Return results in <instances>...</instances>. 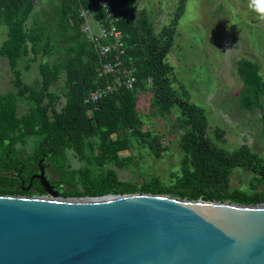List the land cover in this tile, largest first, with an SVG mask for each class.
Listing matches in <instances>:
<instances>
[{"label": "trees", "instance_id": "trees-1", "mask_svg": "<svg viewBox=\"0 0 264 264\" xmlns=\"http://www.w3.org/2000/svg\"><path fill=\"white\" fill-rule=\"evenodd\" d=\"M87 1L0 0V25L6 29L0 57L6 60L15 87V91L0 92V195L44 194L36 180L28 190L21 189L36 170L38 159L44 157L47 167L59 174L52 182L61 197L140 192L187 200L200 197L264 203V158L246 143L230 151L212 144L203 108L171 86V66L165 56L186 0H177L174 17L159 29L151 26L140 0H125L127 11L119 14L117 25L124 32L125 62L134 68V87L89 105L83 101L85 95L102 80L95 74L98 58L93 46L80 32L77 8ZM39 54L44 57L37 65L39 77L23 82L22 68L27 69L29 63L21 67L19 60L27 57L31 62ZM234 68L243 92L237 98L238 106L248 111L261 108L264 79L257 61L240 56L234 60ZM60 77L63 90H50ZM144 90L151 92L152 114L166 122V132H155L150 126L142 128L145 123L136 108V95ZM60 96L63 104L56 110ZM213 133L220 137L221 131L214 127ZM170 134L176 135L183 157L167 183L151 177L137 186L119 180L109 167H121L126 162L127 157L119 151L128 149L132 139L142 140L151 155L159 158L163 151L161 139ZM33 135L40 140L30 153L15 147ZM261 135L264 138V125ZM84 139L92 141L94 167L71 168L65 151L80 153ZM234 165L254 174L248 189L229 187Z\"/></svg>", "mask_w": 264, "mask_h": 264}, {"label": "water", "instance_id": "water-1", "mask_svg": "<svg viewBox=\"0 0 264 264\" xmlns=\"http://www.w3.org/2000/svg\"><path fill=\"white\" fill-rule=\"evenodd\" d=\"M41 161L30 179L51 197L0 195V264H264V203L61 197Z\"/></svg>", "mask_w": 264, "mask_h": 264}, {"label": "rangeland", "instance_id": "rangeland-1", "mask_svg": "<svg viewBox=\"0 0 264 264\" xmlns=\"http://www.w3.org/2000/svg\"><path fill=\"white\" fill-rule=\"evenodd\" d=\"M139 4L146 8L151 26L159 29L174 17L177 0H140ZM248 5L249 0H186L184 11L175 24L165 60L171 66V86L179 95L203 108L210 126L208 136L212 144L230 151L238 144L246 143L251 151L264 158V138L261 135L264 96L261 99L262 107L252 111L242 109L237 104V98L243 92L234 68L235 59L245 56L257 61L264 79V21L258 20L257 14ZM5 34V27L0 25V42ZM43 58L39 54L31 62L27 57L19 60L21 67L29 63L27 69L22 68L23 82L30 83L39 77L37 65ZM12 81L6 60L0 57V92L15 91ZM50 90L62 91L63 78L60 77ZM151 98V92L147 90L139 91L136 95V108L145 123L142 128L150 126L155 132H166V122L152 114ZM62 104L63 98L60 96L56 110ZM214 127L220 129V137L214 135ZM39 140V136H28L24 142H17L15 147L30 153ZM91 143V140L84 139L80 153L70 149L65 151L71 168L94 167ZM161 143L163 151L159 158H155L142 140L132 139L128 149L119 151V155L127 157L126 162L121 167H109L115 170L119 180L130 181L137 186L151 177L167 183L172 173L177 172L183 153L177 145L175 134L162 137ZM48 172L52 180L58 179L57 172L50 171V168ZM253 175L249 169L234 165L229 174V187L246 190ZM24 196L51 197L45 193Z\"/></svg>", "mask_w": 264, "mask_h": 264}, {"label": "built area", "instance_id": "built-area-1", "mask_svg": "<svg viewBox=\"0 0 264 264\" xmlns=\"http://www.w3.org/2000/svg\"><path fill=\"white\" fill-rule=\"evenodd\" d=\"M126 11L125 0H88L86 5L79 4L77 8L80 32L93 46L98 58L95 74L102 80L85 95L83 101L87 105L134 87V68L125 62L124 32L117 25L119 14Z\"/></svg>", "mask_w": 264, "mask_h": 264}, {"label": "clouds", "instance_id": "clouds-1", "mask_svg": "<svg viewBox=\"0 0 264 264\" xmlns=\"http://www.w3.org/2000/svg\"><path fill=\"white\" fill-rule=\"evenodd\" d=\"M248 7L257 14L258 20L264 21V0H249Z\"/></svg>", "mask_w": 264, "mask_h": 264}, {"label": "flooded vegetation", "instance_id": "flooded-vegetation-1", "mask_svg": "<svg viewBox=\"0 0 264 264\" xmlns=\"http://www.w3.org/2000/svg\"><path fill=\"white\" fill-rule=\"evenodd\" d=\"M41 158H42L41 164L43 165L44 173H45L46 177L48 178L49 183L52 184V188L55 189V190H57L56 184H55L54 182H52L53 180L49 177L48 167H47V165L45 164L44 157H41ZM50 171L54 172V171L51 170V169H50ZM35 172H37V167H36V170H35L34 172H32L31 174H33V173H35ZM31 174H30V176H31ZM29 180H30V184H29V188H30V185H31L32 181H33V180H36V181H37V179H36V178H32V179H30V177H29ZM29 180H28V183H29ZM20 183L22 184V183H23V180H21ZM28 183H27V185H28ZM27 185H26V186H27Z\"/></svg>", "mask_w": 264, "mask_h": 264}, {"label": "bare ground", "instance_id": "bare-ground-1", "mask_svg": "<svg viewBox=\"0 0 264 264\" xmlns=\"http://www.w3.org/2000/svg\"><path fill=\"white\" fill-rule=\"evenodd\" d=\"M158 198L162 199V200H166V201L172 202V203H181L182 202V201H180L178 199H172L169 196H159Z\"/></svg>", "mask_w": 264, "mask_h": 264}]
</instances>
